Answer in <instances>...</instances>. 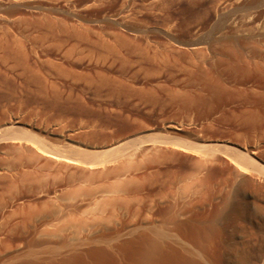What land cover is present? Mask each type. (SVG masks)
I'll list each match as a JSON object with an SVG mask.
<instances>
[{
    "label": "rangeland",
    "instance_id": "374dc122",
    "mask_svg": "<svg viewBox=\"0 0 264 264\" xmlns=\"http://www.w3.org/2000/svg\"><path fill=\"white\" fill-rule=\"evenodd\" d=\"M188 99L213 104H257L258 101L259 106L262 103L260 108L264 115V0H0V134L7 127L32 129L45 136L48 149L58 148L53 151L63 152L60 153L62 156H57L52 150L48 153L19 139L0 142L8 146L0 150V214L7 210L0 217V264L28 260L29 254L37 260L47 261L52 244L61 245L66 240V247L58 245L63 252L68 245L84 243L81 245L85 246L93 238L96 239L90 243L93 246L105 241V244L102 242L104 246L114 247L124 235L151 228L156 230L166 220L164 214L154 213L158 203H173L172 206H185V209L191 207L195 213L204 214L207 204L192 205L190 198L176 194L179 186L185 185L195 173L191 163L184 164L180 171L167 173L164 171L171 159L160 153L143 162L134 158L133 169L145 170L146 164L152 165L150 171L161 169V176L151 172L144 178L145 182L142 179L122 180L121 188L127 186L131 192L123 197L124 200L109 191L115 185L123 163L97 172L96 168L74 159L78 149L104 151L139 134L122 133L112 140L103 134V137L94 135L121 108L151 100L169 104ZM168 109L165 107L164 113L161 112L165 122L160 121L167 125L171 123V129L181 131L183 126H195L194 120L186 117L188 115ZM109 111L114 114L110 116ZM225 113L229 118L241 115L232 110ZM150 129H155L157 134L163 133L161 127ZM211 138L218 139H208ZM212 166L214 170L224 167L218 162ZM97 175H101L100 178ZM224 175L225 179L218 181L226 185L216 180V185L221 184V190L217 191L224 192L219 195L232 189L227 185H230L227 174ZM84 179L87 182L84 183ZM25 190L31 192H27L28 198L37 202L27 221L23 209H7L9 203ZM102 194L110 195L113 202L106 203L109 198L106 196L105 199ZM232 194L235 193L232 191ZM93 197L103 198L101 203L105 200L103 210L99 211L101 203L93 201ZM116 198L119 200L115 201ZM113 205L117 209L115 213L109 211ZM167 221V238L185 247L186 251L193 249L189 241L180 240L176 235L172 237L173 218ZM242 222L243 230H237L241 235L232 232L229 220L222 219L217 223L222 231L225 229V233L210 246L214 251L210 252L212 256L217 252L215 260L219 259L218 263L264 264V239L260 259L251 260L257 255L262 232L256 228L248 230L246 222ZM52 225L58 228L53 229ZM48 232H54L55 236ZM104 235L110 238L103 239ZM249 237H257L250 238L255 243L252 248L250 240L249 248L244 244ZM60 249L54 252V258L59 257Z\"/></svg>",
    "mask_w": 264,
    "mask_h": 264
},
{
    "label": "bare ground",
    "instance_id": "6f19581e",
    "mask_svg": "<svg viewBox=\"0 0 264 264\" xmlns=\"http://www.w3.org/2000/svg\"><path fill=\"white\" fill-rule=\"evenodd\" d=\"M228 49H231V48L228 47ZM228 55H230V54H228ZM24 59H25V57H24ZM207 96H209V95H207ZM207 96L205 98H207ZM188 98H190V97H188ZM186 100L183 102H177V103L172 102L169 104H166L164 102L160 103V102H156L154 100L153 101L151 100V102L149 101V102L142 103L139 105L134 104L132 106H125V107L120 109L121 110L119 112L120 114L117 113L114 116H111L112 112L110 113V111H109L111 117L110 118L108 117L109 120H108L107 124L105 125V127H102L100 132L95 133L94 134L95 136H97L99 134L100 135L103 134V135H105L104 137L108 138L109 140H112L111 138L114 139L115 136H117L118 134L122 135V133L132 134V133L137 132L139 134L136 137L132 138V140H130V138H129L130 141L129 140H126V142H125V140H124V142L119 141V143H117L114 146L113 145L110 146V148H106V150H104V151H101V150L100 151H96V150L95 151L94 150L93 151H78L79 150L78 149L77 151H75L74 159L76 158L78 162L81 161L84 164H88L90 167L96 168L95 171H97L98 169L100 171V169H101L102 172L104 170L114 168V166L118 165V164L115 165L118 162H121L120 164L123 163V166H121L122 169L119 171V173L117 172V178L115 177L116 178V180L114 181L115 185L114 186L112 185L111 188L109 187L110 188L109 191H111V192L113 191L114 196H116V197L120 196V198H121V196L123 198L125 195H126L125 196V198H126L128 196V194H131V192L129 191L130 189H128L127 186H126V188L128 190H126L125 187H124L125 189L121 188V185L123 186V183H124L122 180H124V179L126 180L127 178H129L132 181H133V179L134 180L135 179H139V180L142 179L144 181V178H146L147 174L149 175V173H151V172L158 174L157 177L160 175L161 169H157V170L154 169L153 171H150L151 169H153L152 165L146 164L145 170L143 168L144 171L141 168H140V170L138 168L136 169V167H134L135 169H133L132 162L134 161V158H136L135 161L137 160V158H139L140 160H138V161L143 162L149 156L156 155V154L160 153L163 156H165L166 159H167V157L171 159V161L169 162L170 165L168 167H166L167 169L164 171L167 173L168 172H174L175 173L177 171H180L184 164L191 163L193 165V168H194L193 172H195V173H192L193 174V175H191L192 177L190 176L191 179L189 177L190 180H188V182H185V185L183 183L182 184L183 186H181V185L179 186V190H177L176 194H178L179 197L184 195L185 197H188V199L190 198L189 199L190 204H192V205L197 206V203H199V202L200 203L203 202V203H205V205L207 204V206L204 207L206 209L204 214L195 213V211L191 207L190 208L188 207L187 209H185L186 207L183 206L184 207V209H183V207H178L175 204L172 206L173 203H170V205L169 204L167 205L166 202H164L162 204L158 203L155 206L156 208L154 207V209H155L154 213H157L159 215L164 214L166 217V220H163V223L158 226V228H160V229L157 228L156 230H154V229L152 230V228H151V230H145V231L143 230L144 232H140V233L136 232V234H130L129 233L130 235H127V236L124 235V239L121 238V240L118 241V244L116 246H114L116 244L115 242H117V240H119L120 238L117 239L114 242L115 244H113L114 247L104 246L105 241L104 242L102 241L104 244L101 241L100 242L98 241L99 244L101 243L102 245L101 244L98 245V243H96L97 245L93 246L94 244L91 245L93 243L92 241L96 240V239L94 240V238H93V240L90 239V241L92 242V243L90 242L91 244L89 242H86V244H90V245L86 246V244H85V246L84 245L82 246L81 244H84V243H81V242H80L81 244L80 245L78 244V246L75 244L74 245H68L67 249H64V252H63V250H61L62 249L61 247L67 246L68 243L66 240V242H63L61 244L62 246L58 243L56 244L57 246H53V244H52V246L50 248L51 250H49V252H48V254L50 253V255H49V257H48L49 259L47 261L46 260L40 261V259L37 260L34 256L33 257L36 260H33L32 255L28 253L31 256L30 259H28V260L24 259L22 261H19L16 264H222V263L224 264V262H222V261H221L222 263H218L217 261L219 259H217V261L215 260V255H217L216 254L217 252L214 253L215 255H213L214 259H213V256L210 254V252L212 251L211 248H213V247H210L211 244L214 242L215 239L217 240V238L222 236L223 232L225 230L224 229L222 231L221 230L222 227L220 228L217 224V223H219V220H222V219H224L225 221L229 220L231 222L232 232L234 231V233H239V231L242 229V227H244V225L243 226L241 225L243 223L242 221L246 222V224L245 223L244 224H245V226L247 225L246 228L248 230H255L254 228H256V230H260L262 232L260 235L261 237L258 238L259 239V241H258L259 247H258V251L256 252L257 255L253 256L251 258V260L258 261L260 259L259 252H261V249L263 246V239H264V237H263V235H264V115L262 114V110H261L262 103H260L261 105L259 106L258 101H256L258 104L257 105V104H252V103L251 104H248V103H242V104L241 103L240 104H235V103L230 104L229 103V104H227L225 102H223V104H221V103L218 104L215 101H213V102H215V104H213V103H207V102L202 103V102H199L196 100H194V101L189 100V99H188V101H186ZM165 107H167L171 110L174 109V110L180 111L181 113L184 114V116L188 115L186 117H189L191 120H194L192 122L195 123L194 124L195 126L190 127V128L183 126V127H181L182 128L181 131L171 129L170 128L171 123H170V125H167L164 123L165 121L163 119H161V112L164 111ZM113 110L111 109V111H113ZM228 110H232L235 112L238 111L241 113V115H237V117L234 116L235 118H229L226 116V113H225ZM114 112H115V110H114ZM220 112H221V114L219 115ZM162 113H164V112H162ZM113 114L114 113H112V115ZM107 115H108V113H107ZM160 120H163L164 122H161ZM175 121H177V120L175 119ZM94 123H95V121H94ZM201 123H203V124L201 125ZM10 126H12V125H10ZM92 127H93V125H92ZM149 127L150 128H158L159 127V129L161 127V130L163 131V133L157 134L154 132L155 129L152 130ZM95 136H94V138H95ZM208 136L209 137H218V139H213V138L208 139L209 138ZM46 137H48V136H46ZM123 137L124 136H122V138ZM223 138H226V139L223 140ZM4 139L5 140L9 139L10 141H11V139H17V140L19 139V141L20 140L27 141V142H30L31 144H34L36 147H38L39 149H41L45 152H48V151L51 152L50 150H52L51 148L50 149L47 148V142H46L45 136H42V134H40V132L39 133L34 132L32 129H26V128L20 129L17 127L15 128V126L10 127V128L7 127L6 130L2 134H0V142L5 141ZM101 140H102V138H101ZM252 140H257V141L255 142ZM20 142H22V141H20ZM113 143L115 144V142H113ZM5 146L8 148L7 145H5ZM5 146L3 144H0V150L1 149L4 150ZM87 146H88V144H87ZM48 147H51V146H48ZM72 148H75V147H72ZM56 149L58 150V148H56ZM56 149H53V150H56ZM53 150H52V152L55 153L57 156H62V154H60V153H63L62 151L59 152L60 151L59 150L58 152H56ZM55 154H53V155H55ZM71 155L69 156V158L71 157ZM73 155H74V152H73ZM125 156H126V158H125ZM59 158L61 159L62 157H59ZM70 159H73V157H71ZM76 159H75V161H76ZM214 162H218L219 164L223 165L224 167L222 169H219V170H216V169L214 170L213 166H212V165H214ZM82 163H81V165H82ZM234 169H236L235 173H233ZM93 171H94V169H93ZM140 171H142V172H140ZM106 173H107V171H106ZM225 173L227 174V176H226V179H228L227 183L230 182V185H229V183L227 185H228V187L230 186L229 187L230 189L231 188L232 189L230 191L228 190L229 192L226 190L225 194L219 195L220 193H224V192L217 191L218 189L221 188L220 187L221 184L219 186L216 185V183H217L216 180L218 181L220 178L225 179L224 178ZM156 174L154 176H156ZM162 174H164V173L162 172ZM98 175H97V177L100 178V176L102 174L100 176H98ZM154 176H152V177H154ZM89 177H91V176H89ZM86 178H88V177H86ZM92 178L93 177H91V179ZM94 178H96V176H94ZM223 179H221V180H223ZM90 180H89V182H90ZM85 181H86V179H84L83 182L85 183ZM91 182H92V180H91ZM162 182L164 183V181H162ZM218 182L222 183L223 181H218ZM224 183L225 182H223V184ZM224 185H226V184H224ZM223 186H222V189H223ZM149 187H151V186H149ZM80 188L78 191H80ZM104 188L105 187H103V189ZM103 191H105V190H103ZM107 191H108V189H107ZM131 191H133V190H131ZM232 191L235 193L234 195L232 194ZM27 192L29 193L30 191L25 190L24 192L21 193L22 195L20 194V197L15 199V201L12 200V202L9 203V205L7 206V209H9L10 211H11V209H16V210L19 208H20V210L23 209V211H24L23 213L25 214L24 220H26V221L33 214L31 211V208H34L33 206L37 205L36 204L37 202L31 201V199L28 198L29 194H27ZM93 193L94 192H92V194ZM77 194H78V192H77ZM100 194H101V192H100ZM71 195H73V194H71ZM80 195H81V193H80ZM102 196L105 198L108 195L104 196L102 194ZM217 197H219L218 200H217ZM107 198H109V199L105 198L106 201L103 200L102 203H104V201L106 203L113 202L111 200L112 197L110 198V195ZM125 198H123V199L126 200ZM93 199H92L93 201H95V202L99 201L101 203V200L103 198H101V200H97L96 197L95 198L93 197ZM182 199L183 198L181 197V200ZM118 200L119 199L116 198L115 201H118ZM184 200L186 201L187 199H184ZM40 201H42V200H40ZM182 202H184V201H182ZM102 203L100 205L101 209L99 207V203H96V204H98V207L100 209L99 211L103 210L102 208H104V207H102V206L106 205L105 203L102 205ZM177 203H180V201H178ZM182 204H184V203H182ZM108 205L111 206L112 204H107V206ZM114 205H116V204H114ZM114 205L112 207H110L111 209L109 211H111V213L116 212L115 211L116 206H114ZM126 205L127 204H125V206ZM179 205L181 206V204H179ZM107 206H105L106 209H107ZM170 208H173V209L170 210ZM40 209H39V211H40ZM106 209H104V211ZM194 209L196 210L195 207H194ZM33 210H35V209H33ZM96 210H98V209H96ZM6 211L4 210L3 213L4 212L6 213ZM109 211H107V212L110 213ZM169 211H172V212H170L171 215L169 214ZM34 212H36V211H34ZM81 212H82V210H81ZM3 213L0 214V217ZM75 214L77 215L76 212H75ZM167 214H168V216H167ZM6 217L10 218L7 215H6ZM3 218H5V217H3ZM92 218H91V220H92ZM170 218H171V220L173 218L172 224L170 225V227L173 225L171 227L173 232L171 230H169L172 232V237H174V235H176V237L180 238V240L185 239V240H187V242L189 241L188 243H191L190 245L193 244L192 247L190 246V248H193V249H189L186 251L185 247L181 246L179 244V242H178L179 245H177V244H175L176 242L172 243L170 238H167L169 233L167 230H165V228H166V226H168L169 221H167V220ZM13 219H14V217H13ZM146 222H147V220H146ZM136 223H138V222H136ZM249 224L254 225V227L251 228L252 226H250ZM52 226H53V229L58 228V227H55L54 225H52ZM146 226H148V225H146ZM141 227H143V226H141ZM170 227H168V228L171 229ZM144 228H145V226H144ZM14 230H15V228H14ZM237 230H239V231H237ZM76 231H79V230H76ZM87 231H89V230H87ZM132 231H133V229H132ZM244 231H245V229H244ZM60 232L63 233V231H61V230H60ZM119 232H118V234H119ZM52 233L53 234H50L48 232L49 235H54V232H52ZM124 233H125V231H124ZM1 234H2V232H1ZM105 234H107V232ZM110 234L108 233V235H110ZM229 234H231V233L229 232ZM64 235H66V234H64ZM100 235H101V233H100ZM248 235L251 236L250 234H248ZM248 235H247V237H248ZM245 236H246V234H245ZM61 237L63 238V236H61ZM84 237H86V235ZM103 237L110 238V237H112V234L110 235V237L107 235L102 236V238ZM73 238H75V237H73ZM73 238H72V240H73ZM105 238H103V239H105ZM116 238H118V237H116ZM250 238L252 239V238H257V237H249L248 239H246V242H244V244L247 246V248H249L248 244H249ZM75 239H74V241H75ZM80 239H81V237H80ZM242 239H244V238H242ZM21 240H23V239H21ZM24 240H25V238H24ZM97 240H100V239H97ZM107 240H109V239H107ZM231 240H232V238H231ZM78 241L79 240H77V242ZM109 241H112V240H109ZM173 241H175V239ZM219 241H218V243H219ZM251 242H253V241L250 240V243ZM214 243L212 245H214ZM107 244L108 243H106V245ZM111 244H109V245H111ZM216 244H217V241H216ZM256 244H257V242H256ZM54 245H55V242H54ZM58 245H60L61 247ZM221 245H222V243H221ZM253 245H255L254 242L250 244V248H252ZM69 246H70V248H69ZM233 246H236V244ZM47 248H48V246H47ZM220 248H223V247H220ZM236 248H237V246H236ZM238 248H239V246H238ZM59 249L62 251V253H60L61 252L60 251L58 253L59 257L54 258L53 257L54 252L56 250L59 251ZM225 249H226V246H225L224 250ZM65 250L66 251L68 250V251L65 252ZM222 251L223 250H221V252ZM213 252L214 251H212V253ZM23 254H25V253H23ZM29 255H28V257H29ZM56 255H57V253H56ZM19 257H21V256H19ZM218 257H219V255H218Z\"/></svg>",
    "mask_w": 264,
    "mask_h": 264
}]
</instances>
